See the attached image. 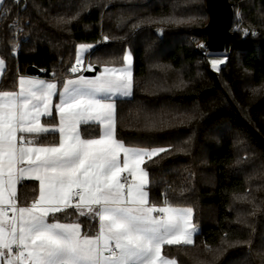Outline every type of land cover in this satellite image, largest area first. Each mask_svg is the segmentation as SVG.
Here are the masks:
<instances>
[{
    "label": "snow or ice",
    "instance_id": "snow-or-ice-1",
    "mask_svg": "<svg viewBox=\"0 0 264 264\" xmlns=\"http://www.w3.org/2000/svg\"><path fill=\"white\" fill-rule=\"evenodd\" d=\"M13 2L20 5L22 0ZM111 3L82 0L74 15L60 16L56 24L71 25L91 9H106ZM236 16L241 17L239 10ZM11 17L10 8L0 11V25L12 32L9 48L16 56L20 47L16 37L23 28L18 16ZM193 19L175 15L141 18L131 24L129 32ZM126 24L124 17L117 18V29ZM164 30L158 27L156 32L163 35ZM234 30L244 37L258 34L240 24ZM114 39L127 37L102 34L96 44ZM96 44L75 46L74 63L63 79L55 71L48 80L18 73L15 90H0V264H182L170 250L174 247L187 256L190 249L199 247L195 209L184 206L190 186L186 182L168 185L159 202L150 198L154 181L149 166L174 151L186 154L189 142L174 149L129 146L118 138V100L132 97L135 87L133 56L125 49L118 66L109 60L97 72L96 63L85 61ZM226 62L227 56L208 61L216 72ZM6 67L0 57V80ZM85 72L96 74L86 76ZM186 86L183 80L177 85ZM262 92L264 81L251 89L253 97ZM129 115L146 132L182 127L200 118L194 112L149 116L137 111ZM87 128H98V134L86 136ZM251 159L238 157L233 168L239 170ZM252 180L264 181V173L249 177L244 191L232 193L230 210L247 205L253 216L264 210V199L257 196L264 192V183L253 188ZM24 181H37L38 187L30 202L21 203L18 185ZM84 220L92 222L95 230L93 226L85 230ZM234 223L247 225V219L238 216ZM245 244L250 246L251 241L233 239L225 232L215 246L204 242L192 259L194 264H218L228 249Z\"/></svg>",
    "mask_w": 264,
    "mask_h": 264
},
{
    "label": "trees",
    "instance_id": "trees-1",
    "mask_svg": "<svg viewBox=\"0 0 264 264\" xmlns=\"http://www.w3.org/2000/svg\"><path fill=\"white\" fill-rule=\"evenodd\" d=\"M232 1L235 19L232 34L227 37L229 54L219 72L210 67L208 56L197 46L206 40L199 30L208 21L205 0H112L110 7L93 8L66 26H57L56 18L74 15L82 0H22L20 5L4 0L0 6V11L10 8V19L18 16L23 28L16 37L19 52L12 56V32L0 25V56L7 64L0 87L5 90L14 89L17 74L26 73L30 65L41 70L39 76L51 78L55 71L63 79L74 63L77 44H96L102 34L127 37L96 44L87 58L100 68L109 60L119 65L125 49L132 52L133 95L117 103V136L126 145L176 149L189 142L186 154L174 151L149 166L153 201H160L168 185L186 182L191 188L184 206L195 209L199 247L190 249L187 256L173 247L170 254L178 256L182 264H194L192 258L202 250L203 243L215 246L225 232L251 244L228 249L218 264H264L260 258L264 251V210L254 216L247 205L230 210L232 193L244 191L249 177L264 173V92L256 97L251 93L264 81V0ZM169 15L194 19L186 24H153L135 34L129 32L131 24L141 18ZM121 16L128 24L117 29ZM238 24L254 28L258 34L244 37L234 30ZM158 27L165 29L163 35L157 34ZM180 80L187 86L177 87ZM137 111L149 116L194 112L200 118L182 127L146 132L130 118L129 114ZM97 134L98 128L85 130L86 136ZM245 155L252 157L249 163L234 169L236 159ZM261 183L264 181L252 180L251 187ZM36 187V182H23L18 192L20 201L29 202ZM257 196L264 199V192ZM238 216L245 217L247 225L234 223ZM83 223L85 230L93 226L88 220Z\"/></svg>",
    "mask_w": 264,
    "mask_h": 264
},
{
    "label": "water",
    "instance_id": "water-1",
    "mask_svg": "<svg viewBox=\"0 0 264 264\" xmlns=\"http://www.w3.org/2000/svg\"><path fill=\"white\" fill-rule=\"evenodd\" d=\"M208 21L199 28L206 35L204 46L211 53H224L227 48V37L232 34L235 19V6L232 0H205ZM206 54V53H205ZM207 55V54H206ZM97 65L96 71L98 72ZM40 69L34 65L27 67L26 73L40 74ZM86 76H93L96 72H85Z\"/></svg>",
    "mask_w": 264,
    "mask_h": 264
},
{
    "label": "rangeland",
    "instance_id": "rangeland-1",
    "mask_svg": "<svg viewBox=\"0 0 264 264\" xmlns=\"http://www.w3.org/2000/svg\"><path fill=\"white\" fill-rule=\"evenodd\" d=\"M237 19H238V18H237ZM240 24H241V23H240ZM199 45H201V44H199ZM202 45H204V43H202ZM198 48L201 49V50H203V49L206 48V47L204 46V48H200V47H198ZM203 51H204V50H203ZM204 52H205V51H204ZM205 53H207V56H208L209 60H210V59H213V58H222V57L227 56V55L229 54V52H227V51L224 52V53H218V54H217V53H215V54H214V53H210V52H207V51H206ZM86 59H87V58L85 57V61H86ZM260 256H261V257H260V258H261V261L264 262V251H263V250L261 251Z\"/></svg>",
    "mask_w": 264,
    "mask_h": 264
},
{
    "label": "crops",
    "instance_id": "crops-1",
    "mask_svg": "<svg viewBox=\"0 0 264 264\" xmlns=\"http://www.w3.org/2000/svg\"><path fill=\"white\" fill-rule=\"evenodd\" d=\"M88 56V55H87ZM87 56H86V58H87ZM133 56V55H132ZM1 57V56H0ZM118 66V65H117ZM99 70H100V68H99ZM98 70V71H99ZM20 75H27V76H33V77H39L40 79H45V80H48V79H51V78H48V77H43V76H39V75H30V74H27V73H19ZM16 81H17V77H16ZM0 82H1V80H0ZM0 90H5V89H2L1 87H0ZM8 90H15V88L14 89H8ZM54 101H55V98H54ZM43 119V118H42ZM47 122H52V121H47ZM49 139V142H51V140H52V137H49L48 138ZM129 146H131V145H129ZM24 182H28V181H24ZM33 182H36L37 183V187H38V182L37 181H33ZM23 183V182H22ZM36 187V188H37ZM19 188H20V185H18V192H19ZM21 202V201H20ZM29 202H30V200H29ZM22 203V202H21Z\"/></svg>",
    "mask_w": 264,
    "mask_h": 264
},
{
    "label": "bare ground",
    "instance_id": "bare-ground-1",
    "mask_svg": "<svg viewBox=\"0 0 264 264\" xmlns=\"http://www.w3.org/2000/svg\"><path fill=\"white\" fill-rule=\"evenodd\" d=\"M203 50H204L205 52H206V51L209 52V51L207 50V48H204ZM210 53H211V52H210ZM214 54H215V53H214Z\"/></svg>",
    "mask_w": 264,
    "mask_h": 264
},
{
    "label": "built area",
    "instance_id": "built-area-1",
    "mask_svg": "<svg viewBox=\"0 0 264 264\" xmlns=\"http://www.w3.org/2000/svg\"><path fill=\"white\" fill-rule=\"evenodd\" d=\"M201 50V49H200ZM201 51H203V50H201ZM87 61H88V58L86 59V63H87Z\"/></svg>",
    "mask_w": 264,
    "mask_h": 264
}]
</instances>
